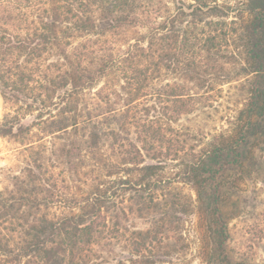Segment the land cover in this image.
I'll use <instances>...</instances> for the list:
<instances>
[{
    "label": "trees",
    "instance_id": "trees-1",
    "mask_svg": "<svg viewBox=\"0 0 264 264\" xmlns=\"http://www.w3.org/2000/svg\"><path fill=\"white\" fill-rule=\"evenodd\" d=\"M232 82L242 103L207 130ZM0 97L25 164L0 264H94L115 240L157 264L190 237L198 264H257L228 242L264 185V0H0Z\"/></svg>",
    "mask_w": 264,
    "mask_h": 264
},
{
    "label": "rangeland",
    "instance_id": "rangeland-1",
    "mask_svg": "<svg viewBox=\"0 0 264 264\" xmlns=\"http://www.w3.org/2000/svg\"><path fill=\"white\" fill-rule=\"evenodd\" d=\"M244 79L241 81L243 82ZM244 95L239 82L225 84L222 87V92L219 93V98L213 104V109L207 110V116L203 117L201 123L206 126L207 130L214 127L219 129L220 126L225 124V116L230 113L229 110L234 109L235 106H240L245 97ZM5 112L3 106L0 119ZM26 123H29V120ZM16 146L13 140L0 138V191L10 187L12 176L19 175V171L25 167V164L20 162L21 158L16 155ZM180 187L183 193L191 194L188 186L183 185ZM257 188L260 189V192L257 194L258 198H255L256 201H252L254 198L247 199V207L229 225L230 240L228 248L234 256L243 254V256L248 257L257 264H264V185L258 184ZM250 190L253 189L250 188ZM251 196H254V194L251 193ZM187 220V227L190 228V224L195 221V217L191 215ZM134 222L139 224L141 221L135 220ZM188 228L186 231L191 230H188ZM191 234L190 231L189 235ZM186 235H188V232H186ZM190 239L187 248L181 255H161V262L157 264H198L196 257H194V241L192 237ZM117 241L115 240L109 245L101 244L95 251V258L97 259H93V261L97 264H128L126 260L131 256L130 248H125L122 242Z\"/></svg>",
    "mask_w": 264,
    "mask_h": 264
},
{
    "label": "crops",
    "instance_id": "crops-1",
    "mask_svg": "<svg viewBox=\"0 0 264 264\" xmlns=\"http://www.w3.org/2000/svg\"><path fill=\"white\" fill-rule=\"evenodd\" d=\"M2 108H3V102H2V99H1V97H0V114H1V112H2Z\"/></svg>",
    "mask_w": 264,
    "mask_h": 264
}]
</instances>
